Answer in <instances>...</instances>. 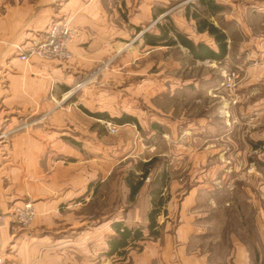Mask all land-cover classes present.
I'll return each instance as SVG.
<instances>
[{"label": "rangeland", "instance_id": "obj_1", "mask_svg": "<svg viewBox=\"0 0 264 264\" xmlns=\"http://www.w3.org/2000/svg\"><path fill=\"white\" fill-rule=\"evenodd\" d=\"M212 1L225 9L209 18L226 34L221 62L194 61L179 45L145 46L138 29L128 27L123 48L103 59H75L70 53L68 60H46L63 63L56 111L77 127L78 148L94 150L93 168L100 170L103 160L109 170L87 192L95 243L116 238L117 223L141 232L111 261L131 264L157 249L158 264H264V119L248 111L246 75L264 34L262 13L250 9L264 0ZM189 2H158L156 9L164 7V13L143 22L142 34L155 32L166 16L191 41L214 48L184 18ZM48 111L47 118L53 115ZM86 113L127 115L137 124L96 121ZM144 172L130 200L125 179L133 175L138 181ZM155 189L165 202L158 235L152 236L147 214Z\"/></svg>", "mask_w": 264, "mask_h": 264}, {"label": "crops", "instance_id": "obj_2", "mask_svg": "<svg viewBox=\"0 0 264 264\" xmlns=\"http://www.w3.org/2000/svg\"><path fill=\"white\" fill-rule=\"evenodd\" d=\"M169 1L0 0L2 264H121L110 259L116 254H109L108 236L107 243H95L93 216L87 212L88 188L95 179L102 182L109 176L108 167L104 170L101 160L100 170L93 168L90 156L94 150L78 148L77 127L73 129L70 126L73 121L56 111L63 90L58 73L63 63L37 58L22 62L15 46L33 33L45 31L53 22L63 21L76 31V38L69 46L72 56L100 60L123 48L120 45L127 27L138 29L143 41L142 23L159 16L164 7L158 11V2ZM251 8V12L262 13L264 23V1L261 6ZM261 45V49L252 51L246 75L252 94L248 111L252 117L264 119V34ZM48 110L53 115L47 118ZM25 202L32 204L35 217L31 226L21 229L12 212ZM97 255L101 258H96ZM158 263L157 249L151 250L148 259L131 262Z\"/></svg>", "mask_w": 264, "mask_h": 264}, {"label": "trees", "instance_id": "obj_3", "mask_svg": "<svg viewBox=\"0 0 264 264\" xmlns=\"http://www.w3.org/2000/svg\"><path fill=\"white\" fill-rule=\"evenodd\" d=\"M223 6L214 3L212 0H190L184 9V17L187 20L194 22L195 31L197 34H205L210 37L214 48L207 44L198 42L194 43L185 34L177 30V28L170 22L168 17H164L163 21L167 23H156V31L152 33H143V44L148 47H164L172 48L176 45L183 47L194 61H215L221 62L227 55L226 35L222 29L215 27L210 21V17L223 12ZM164 11L159 12L161 16ZM156 19V17H155ZM90 117L104 121L114 122L117 125L131 124L136 125V120L133 117L124 115L118 118H110L104 113H86ZM261 143L254 145L257 148ZM140 180L134 181L135 177L129 175L125 179L126 186L129 190L128 198L133 200L138 194V191L143 185V179L148 175V172L142 173ZM134 178V179H133ZM161 189H155L150 193V210L147 214V230L152 236H157V218L160 215V210L164 205V199L161 195ZM116 232L110 244L109 254H120V250L126 247L129 241H136L141 237L140 231H132L121 224L113 225Z\"/></svg>", "mask_w": 264, "mask_h": 264}, {"label": "built area", "instance_id": "obj_4", "mask_svg": "<svg viewBox=\"0 0 264 264\" xmlns=\"http://www.w3.org/2000/svg\"><path fill=\"white\" fill-rule=\"evenodd\" d=\"M76 32L68 23L53 22L45 31L33 33L26 41L15 46L18 59L29 62L31 58L40 60H68L69 46L74 42ZM115 132V130H113ZM14 221L23 229L28 228L35 217V211L30 202L23 203L12 212ZM0 264H2L0 260Z\"/></svg>", "mask_w": 264, "mask_h": 264}]
</instances>
